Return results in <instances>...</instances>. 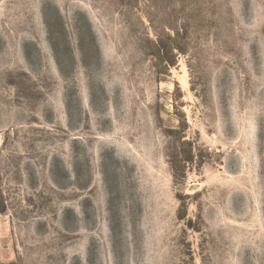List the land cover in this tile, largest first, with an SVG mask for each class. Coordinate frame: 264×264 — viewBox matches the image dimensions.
Masks as SVG:
<instances>
[{
    "label": "rangeland",
    "instance_id": "374dc122",
    "mask_svg": "<svg viewBox=\"0 0 264 264\" xmlns=\"http://www.w3.org/2000/svg\"><path fill=\"white\" fill-rule=\"evenodd\" d=\"M0 264H264V0H0Z\"/></svg>",
    "mask_w": 264,
    "mask_h": 264
}]
</instances>
